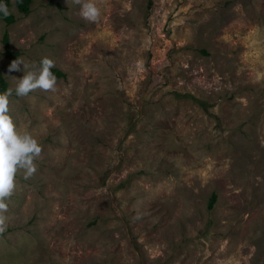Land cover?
I'll use <instances>...</instances> for the list:
<instances>
[{
	"label": "rangeland",
	"instance_id": "374dc122",
	"mask_svg": "<svg viewBox=\"0 0 264 264\" xmlns=\"http://www.w3.org/2000/svg\"><path fill=\"white\" fill-rule=\"evenodd\" d=\"M10 1L0 74L43 151L0 264H264V0H96L98 23ZM6 33L16 60L55 61V92L15 94Z\"/></svg>",
	"mask_w": 264,
	"mask_h": 264
},
{
	"label": "clouds",
	"instance_id": "9594fccd",
	"mask_svg": "<svg viewBox=\"0 0 264 264\" xmlns=\"http://www.w3.org/2000/svg\"><path fill=\"white\" fill-rule=\"evenodd\" d=\"M80 5L79 15L88 23H98L102 17L101 8L96 0H72ZM0 13L10 15V10L0 0ZM23 64L24 75L19 78L15 86L18 97H26L30 92L41 90L55 92L57 77L51 71L56 66L55 61L43 58L39 67L29 66L23 60H14L9 66V72L21 71ZM13 89L0 92V235L7 228V216L11 199L17 188V175L23 171L24 179L31 178L37 171L35 161L41 158L42 145L29 132H22L10 114V97Z\"/></svg>",
	"mask_w": 264,
	"mask_h": 264
},
{
	"label": "trees",
	"instance_id": "16d2710c",
	"mask_svg": "<svg viewBox=\"0 0 264 264\" xmlns=\"http://www.w3.org/2000/svg\"><path fill=\"white\" fill-rule=\"evenodd\" d=\"M34 1L35 0H15V6L21 14H23L24 16H28L31 13V7ZM2 2L5 3L10 10L11 1L2 0ZM0 20L4 21L7 25L10 26L16 22V17L11 13L8 16H4L3 13H0ZM3 44L5 47V52H4L5 57L8 58L11 62L16 60L19 57V54L11 51L10 38H9L8 33L4 35ZM203 53L206 54L205 51ZM52 72L55 74L57 78L65 77V74H63L58 69H53ZM8 88H9L8 81L3 77L2 74H0V92H4ZM200 103L203 104L202 102ZM216 200H217V196L213 194L209 202V209L214 207Z\"/></svg>",
	"mask_w": 264,
	"mask_h": 264
}]
</instances>
